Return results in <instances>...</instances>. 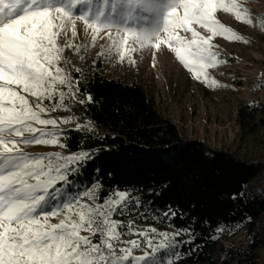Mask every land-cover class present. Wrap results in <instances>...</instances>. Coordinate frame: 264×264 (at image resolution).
I'll use <instances>...</instances> for the list:
<instances>
[{
  "label": "snow or ice",
  "instance_id": "snow-or-ice-1",
  "mask_svg": "<svg viewBox=\"0 0 264 264\" xmlns=\"http://www.w3.org/2000/svg\"><path fill=\"white\" fill-rule=\"evenodd\" d=\"M94 3L95 0H0V264H174L180 256L181 244L193 242L188 229L171 235L157 233L155 227L134 232L133 221L112 219L114 214L124 216L134 211L133 204L139 208V199L129 193L116 191L97 203L99 197L91 191L95 184L83 191L69 192V175L79 172L94 157L88 151L67 156L22 151L19 144L60 143L58 129L45 131L33 127L32 121L53 126L57 121L41 118L40 113L45 109L36 105L39 111L34 110L22 93L51 100L58 91L57 84L67 85L69 90L73 87L71 77L58 66L64 50L73 47L72 40H66L61 46L58 39L61 35L68 36L69 25L71 37L77 35L73 19L77 5L87 6L76 19L93 30V41L103 29L117 28L112 44L121 59L125 52L135 51L128 47L129 38L141 47L155 39L159 41L154 45L157 48L160 43L173 47L179 59L196 71L197 79L203 75L207 62L215 61L218 54L212 51V37L201 36L192 25L208 27L213 36L227 35L232 30L215 18L217 9L233 12L240 19L244 14L236 0L230 3L224 0H100V6L93 11ZM136 9L153 14L151 25L137 29L125 23L121 33V25L115 19L117 13L125 22L149 19L135 16ZM179 28L191 32L192 39L180 36ZM162 32L167 34L163 40ZM232 35L241 39L235 33ZM75 83L79 91V79ZM64 98V92L59 91V101ZM86 100L93 101L91 94ZM80 128L74 130L80 131ZM83 197H88L91 203H82ZM164 215L176 213L169 209ZM54 217L61 218L52 223ZM149 233L158 234L162 239L153 244ZM133 235L143 237L152 248L151 256L132 255L141 247V242L121 237ZM185 235L189 239H177ZM161 251L169 253L166 261L157 256Z\"/></svg>",
  "mask_w": 264,
  "mask_h": 264
},
{
  "label": "trees",
  "instance_id": "trees-1",
  "mask_svg": "<svg viewBox=\"0 0 264 264\" xmlns=\"http://www.w3.org/2000/svg\"><path fill=\"white\" fill-rule=\"evenodd\" d=\"M104 67L99 58L96 64L71 72L73 80L80 81L79 91L76 84L75 88L85 101L81 118L99 132L69 128L61 136L67 153L90 151L94 157L69 175L68 191L95 184L92 189L102 202L110 193L131 190L140 201L134 209L141 226L163 223L172 233L190 230L193 242L181 244L174 264H257L264 247V189L252 183L259 166L229 151L212 150L202 141L185 139L141 83L109 78ZM250 111L242 108L240 114L254 117L261 111L264 125V106H251ZM169 209L176 215L165 217ZM241 228L248 233L247 245L226 247L221 239ZM168 255L157 253L163 261Z\"/></svg>",
  "mask_w": 264,
  "mask_h": 264
},
{
  "label": "rangeland",
  "instance_id": "rangeland-1",
  "mask_svg": "<svg viewBox=\"0 0 264 264\" xmlns=\"http://www.w3.org/2000/svg\"><path fill=\"white\" fill-rule=\"evenodd\" d=\"M224 2L230 3L231 0H224ZM236 3L240 5V10L244 14L243 19L237 18L233 12L222 8L217 9L215 18L241 39H236L232 33L213 36L208 27L200 24L192 25L201 36L212 37L210 41L213 46L212 51L218 54L215 61L207 62V67L203 70L200 79L196 78V71L187 67L179 59L173 47L167 43H160L157 48L154 45L159 41L155 39L141 47L139 43L129 38L128 47L135 51L125 52L121 59L120 53L112 44V40L116 38L117 28L103 29L93 41V30L88 28L82 20L76 19V15L87 6L77 5L73 14L77 35L71 37V25H69L68 36L61 35L58 39L61 46L66 40H72L73 47L64 50L58 66L64 69V74L71 77L73 87L69 90L67 85L57 84L58 91L54 93L51 100L38 99L30 94L22 93L26 95L34 110L39 111L36 105L45 109L40 113L41 118L57 121L55 126L40 125L32 121L33 127L42 128L45 131L58 129L59 139L65 130L76 129L78 126H81L80 130L83 131L99 132L81 118L83 104L80 101L83 99L76 92V83L71 72L84 65H94L101 58L105 63L102 71L107 77L141 83L147 93L154 98L158 110L178 126L185 139L202 141L212 150L229 151L259 166L261 171L253 181L252 187L264 189V125L259 120L263 115L261 111L256 112L254 117L248 115L243 118L240 114L242 108L251 112V106H264V0H236ZM99 6L100 0H95L93 11ZM121 8L122 6L118 7V13ZM109 11L110 5L105 11L106 16ZM118 13L115 19L121 25V33L125 23L128 27L139 29L150 26L153 19L152 13L144 12L142 9H136L135 16L148 17V20L132 19L125 22ZM177 32L186 40L192 39L191 32H185L182 28L177 29ZM166 36L167 34L162 32L161 40ZM59 91L65 94L63 101H59ZM61 145L60 141L55 145L19 144L18 147L29 153L56 152L64 156L74 154L67 153ZM91 191L96 195L95 188ZM122 192L136 197L131 190ZM81 202L91 203L88 197H83ZM97 203L100 202L97 201ZM131 207L134 209L135 205ZM60 218H51V222L57 223ZM139 218L135 210L124 216L114 214L112 217L116 221L125 223L129 220L133 221L136 225L134 232L155 227L157 233L172 234L171 228L163 223L141 226ZM121 231H127V229H121ZM82 234L88 233L82 232ZM149 238L153 240V244L162 239L160 235L153 233H149ZM121 239H136L141 242V247L133 251L134 256L152 253V248L147 245L143 237L133 235L122 236ZM248 239V233L241 228L232 237L222 238L221 241L226 247L239 249L247 245ZM117 254H119V248H117ZM257 264H264V247L259 251Z\"/></svg>",
  "mask_w": 264,
  "mask_h": 264
}]
</instances>
